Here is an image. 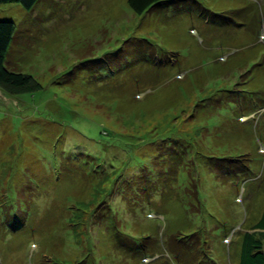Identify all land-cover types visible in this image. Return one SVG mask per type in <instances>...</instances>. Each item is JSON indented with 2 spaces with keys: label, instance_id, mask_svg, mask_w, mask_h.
Listing matches in <instances>:
<instances>
[{
  "label": "rangeland",
  "instance_id": "rangeland-1",
  "mask_svg": "<svg viewBox=\"0 0 264 264\" xmlns=\"http://www.w3.org/2000/svg\"><path fill=\"white\" fill-rule=\"evenodd\" d=\"M0 20L20 27L9 67L43 87L15 100L0 94V169L22 171L15 188L0 185V264H179L168 246L195 232L202 264H238L239 234L264 200V0H186L144 18L128 0H42L32 14L2 5ZM141 50L149 71L136 79ZM176 97L185 107L205 99L207 133L189 136L198 157L178 150L180 161L196 158L197 196L179 166L135 165L129 177L115 166L142 140H163ZM140 103L148 108L132 109ZM48 122L68 139L57 151ZM18 139L24 158L7 150ZM25 160L33 166L23 169ZM145 179L151 193L138 189ZM81 187L92 191L81 200L85 212L100 209L95 218L72 208L82 206Z\"/></svg>",
  "mask_w": 264,
  "mask_h": 264
},
{
  "label": "trees",
  "instance_id": "trees-1",
  "mask_svg": "<svg viewBox=\"0 0 264 264\" xmlns=\"http://www.w3.org/2000/svg\"><path fill=\"white\" fill-rule=\"evenodd\" d=\"M42 0H0V6L2 5H19L23 9H25L28 14H32L35 10L38 4ZM186 0H128V5L129 8L131 9L132 12L135 14L139 15L140 17L144 18L148 14H150L153 11H157L158 9H162L164 6H169L173 5L174 3H181ZM19 28L16 22L10 21V20H0V90L2 91L3 94H5L7 97L14 99L19 98L21 95L24 93H36L38 91L43 90V87L41 84L30 74L23 73L21 71H16L15 69H12L9 67V55L11 54V50L13 49V45L15 42V39L17 37V34L19 33ZM141 43L145 44L146 46L154 47L153 44H151L148 40H142ZM149 54V51H133L134 57H133V62H136L141 65V74L137 73L134 78H142L144 75L148 73L149 70H147V64L146 60L143 58V53ZM167 53V52H166ZM165 67L159 68V70L164 69ZM151 69V68H150ZM96 72V71H95ZM150 73V72H149ZM164 72L160 71V77ZM159 75V73H157ZM163 76V75H162ZM83 77H80V79ZM76 79H79V77H76ZM134 85H138V81L134 80L133 81ZM187 89V88H186ZM141 91H138L140 93ZM143 93V92H142ZM148 94V93H147ZM184 94V93H182ZM146 95V94H145ZM144 95V96H145ZM189 94L187 93L182 97L183 99L188 98L190 101H192V98H189ZM188 96V97H186ZM180 97H176L175 99V105L174 107H166V111L171 109L168 114H166V120L169 119L168 121V129L162 131L161 137H163V140H159L158 138L160 136H151V138H154V140H142V147L138 150L135 149V157H137L135 161V157L132 158L131 160H126L125 162H121L120 165L118 166V161L120 160L121 157H117V163H115V166H117L118 169H124V176L129 177V171L131 168H133L135 165L141 166L144 168L145 165L151 163V165L155 166L157 169L158 167H162L163 169H177L179 166L180 169H185L190 172V178H191V186L193 187V191L190 193L194 195V193L197 196L196 190H194V186L197 189L195 183L198 181L199 182V169H196L195 166V160L196 158L188 155V159L186 160H179V157L181 153H178V150H180L183 146H187L188 149H192L191 154L192 155H197L196 151L194 152V147L193 142L190 140L189 136L190 135H199L203 133L204 131L207 133V129L205 127L199 126L200 122H203L206 120V115L204 114L205 109L204 106L201 105L202 102L205 101V99H202V101H195L192 103L191 106H183L184 103L180 102ZM210 100V99H209ZM154 102V100H152ZM157 102V99L155 100ZM150 104V103H148ZM133 105V104H132ZM142 107L146 109L145 107L146 104H139V105H134L132 109ZM207 109L212 108L211 104H206ZM183 108L178 114L175 111L177 108ZM131 109V107H129ZM148 108V107H147ZM158 108V107H157ZM59 109H63L62 107ZM117 110V109H116ZM61 113L64 114L63 110H60ZM132 112V111H131ZM177 114V115H175ZM120 118H123L122 114H119ZM201 119V121H199ZM182 120V121H181ZM181 121V123L179 122ZM192 127V134H187L186 130L184 131V128H186V124H194ZM43 127V125H40ZM49 131H51V150L57 149L58 142H61L63 145L67 143L68 139H66V136H63L59 133L57 123L54 122H48L47 124H44ZM185 126V127H184ZM44 131V130H43ZM48 132V131H45ZM44 132L41 133V135ZM48 133V134H50ZM29 135V134H28ZM31 136V135H30ZM35 136V134H34ZM128 136V135H127ZM38 135L34 137V139L38 142V144H41V146H46V139L43 140V137L37 138ZM32 140L33 137L31 136ZM22 139V138H21ZM43 140V141H42ZM17 144L20 143V145H16L14 142L12 145H9L7 150H10V153L13 154H20L23 158V148L25 147L24 144H21V140L15 141ZM56 142V146L53 147V144ZM178 144L176 147H172V144ZM26 148V147H25ZM28 148V147H27ZM175 151L176 154H173V151ZM196 150V147H195ZM44 150H42L43 153ZM57 151V150H56ZM171 151V152H170ZM168 152V153H167ZM188 152V151H185ZM117 153V152H115ZM114 153V154H115ZM113 154V155H114ZM183 155L186 153H182ZM111 156V159H115L114 156ZM198 157V155H197ZM178 158V159H177ZM172 159V160H171ZM27 160V159H26ZM24 162V167L23 169L26 168H31L33 166V163L31 164L29 161L28 163ZM45 162V161H43ZM141 162V163H140ZM171 162V163H170ZM27 163V164H26ZM173 164L172 168L170 164ZM6 165L4 162L2 166ZM150 165V164H149ZM113 166V168L115 167ZM21 168L16 169V170H10L5 172L4 168L2 167L0 169V185L1 184H6L10 185L12 184V188L14 187V180L15 182L17 179L20 177L19 175L21 174ZM177 172V171H175ZM25 173V172H24ZM194 173L196 176H194ZM128 175V176H127ZM2 176L4 180H2ZM144 176V175H143ZM143 176L140 178L143 179ZM145 178V177H144ZM139 183V182H138ZM145 183H147V187H144L143 185L140 184L139 188H143L142 191H148L151 193L150 190H153L155 187H151L149 181L145 179ZM19 185V184H17ZM130 188V185H128L127 189ZM17 189V187H16ZM126 189V190H127ZM24 190V188H23ZM23 192V191H22ZM21 192V193H22ZM83 192V196H80L76 198V201L79 204H82V206H72V208H77L81 211L82 215L86 216L89 214L88 211L90 208H88L87 212L83 209V205L86 204L87 201L81 200L85 195H88L89 192H92L89 187L86 189L84 187L80 188V193ZM27 195V193H26ZM11 198H15L16 195L14 193V196L10 195ZM77 196V194L75 195ZM195 196V197H196ZM37 196H34L33 199H35ZM16 200V199H15ZM90 203V202H89ZM99 209V208H98ZM98 209L95 210H90L93 212V217L95 218L97 216V211ZM262 209V210H261ZM261 212L259 217L252 223H248V218L244 222V228L243 233L239 234L241 235V244L239 245V248L237 250V253L235 257L238 259V264H264V204L261 205ZM77 211V210H76ZM100 209L98 210V212ZM97 213V214H96ZM101 213V211H100ZM101 216V215H99ZM93 218V219H94ZM176 236V235H175ZM187 237H190L191 239L188 240ZM176 243L174 247H169L168 250L170 253L174 256L176 259L177 263L179 264H194L196 261L197 264H202V263H207V259L205 260L204 258L197 260V255H198V250L201 249V247L205 246L202 241L199 239L198 234L192 233L189 236L183 237L181 235L176 236ZM191 241L194 242V245H192ZM198 245V246H197ZM78 246V245H77ZM72 248V247H71ZM71 248H68V251L71 250ZM180 248V252L178 255H176V251ZM73 253V251H71ZM201 251H199L200 253ZM146 253V252H145ZM178 253V252H177ZM150 254V253H146ZM155 254V253H151ZM145 255V256H146ZM181 255V256H179ZM156 256V255H155ZM179 256V257H178ZM210 259V258H209ZM211 260V259H210ZM77 261V260H76ZM75 261V262H76ZM212 261V260H211ZM75 262L71 264H75Z\"/></svg>",
  "mask_w": 264,
  "mask_h": 264
},
{
  "label": "water",
  "instance_id": "water-1",
  "mask_svg": "<svg viewBox=\"0 0 264 264\" xmlns=\"http://www.w3.org/2000/svg\"><path fill=\"white\" fill-rule=\"evenodd\" d=\"M0 94L2 95V99L8 98L5 94L2 93L1 90H0ZM1 95H0V97H1ZM2 99L0 98V104H3V102H4Z\"/></svg>",
  "mask_w": 264,
  "mask_h": 264
},
{
  "label": "crops",
  "instance_id": "crops-1",
  "mask_svg": "<svg viewBox=\"0 0 264 264\" xmlns=\"http://www.w3.org/2000/svg\"><path fill=\"white\" fill-rule=\"evenodd\" d=\"M264 198V197H263ZM262 204H264V200L262 201Z\"/></svg>",
  "mask_w": 264,
  "mask_h": 264
}]
</instances>
